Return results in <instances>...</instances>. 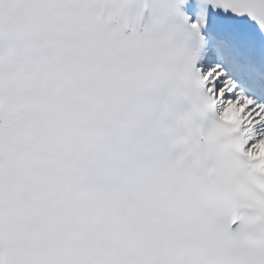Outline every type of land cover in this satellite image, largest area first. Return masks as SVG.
Wrapping results in <instances>:
<instances>
[{"label": "snow or ice", "instance_id": "6c2138e0", "mask_svg": "<svg viewBox=\"0 0 264 264\" xmlns=\"http://www.w3.org/2000/svg\"><path fill=\"white\" fill-rule=\"evenodd\" d=\"M0 264H264V0H0Z\"/></svg>", "mask_w": 264, "mask_h": 264}]
</instances>
